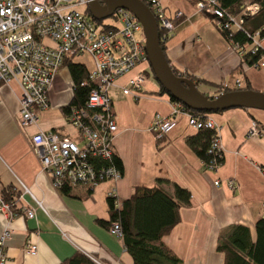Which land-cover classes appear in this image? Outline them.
I'll list each match as a JSON object with an SVG mask.
<instances>
[{"label": "crops", "instance_id": "obj_1", "mask_svg": "<svg viewBox=\"0 0 264 264\" xmlns=\"http://www.w3.org/2000/svg\"><path fill=\"white\" fill-rule=\"evenodd\" d=\"M163 2L166 16L174 23L165 54L178 73L222 85H233L239 78L242 84L248 80L252 88L264 90V66L241 60L242 53L223 37L214 19L198 11L193 1ZM177 11L182 15L178 17ZM145 66L137 65L108 91L118 124L114 152L122 161V176L94 186H68L67 193L53 186L29 140L38 130L49 129L71 137L62 111L73 96L68 66L62 65L55 74L48 94L50 106L39 113L37 123L25 128L18 124L20 84L0 82V196L4 187L14 185L20 190L17 206L21 211L12 217L0 211V235L5 229L10 233L6 264H62L75 251L93 255L103 264H131L122 237L98 220L110 218V195L120 204L136 186H153L158 178L191 194L190 204L179 208V222L162 238L182 264H224L218 239L232 225L247 226L252 240L256 239L255 223L262 216L264 201V110L233 107L206 113L218 126L223 148L221 165L208 168L185 142V136L197 129L188 125L182 113L165 135L163 146H157L153 119L156 113L170 114L172 101L159 92L150 67L138 96L122 92L127 79ZM198 88L207 94L215 91L206 82ZM253 121L259 131L249 135ZM165 188L173 194L171 185ZM27 209L33 216H27ZM28 239L37 244L36 254L25 251Z\"/></svg>", "mask_w": 264, "mask_h": 264}, {"label": "built area", "instance_id": "obj_2", "mask_svg": "<svg viewBox=\"0 0 264 264\" xmlns=\"http://www.w3.org/2000/svg\"><path fill=\"white\" fill-rule=\"evenodd\" d=\"M89 0H0V82L16 80L20 84V111L18 124L21 128L35 124L39 113L50 106L49 89L58 69L64 65L66 56L82 62L88 68V78L81 85L90 86L86 108H72L65 115V122L74 126L80 135L79 142L56 130H38L30 140L31 150L40 161L41 169L48 172L52 184L59 189L63 185L88 184L94 186L107 179L117 180L122 172L114 164L96 166L89 156H101L111 160L114 153V137L118 130L109 87L129 73L137 65L146 66L127 79L122 92L138 96L147 79L150 67L143 27L139 19L126 8L113 12L116 21L102 24L78 6H88ZM155 14L158 24L171 33L174 23L165 14L161 0H145ZM193 1L197 10L214 19L217 27L229 30H242L250 37L249 51L260 54L254 66L264 64V42L259 38V30L254 33L244 29V19L261 8L258 2L246 4L238 14H231L217 0ZM176 15H182L177 11ZM164 37H167L164 34ZM233 46L245 53L239 42ZM90 58V61L84 57ZM241 85L239 78L235 81ZM184 114L187 123L195 129L202 127L214 129L209 152L223 154L218 135V126L211 117L202 119L191 113L180 101L172 102L168 115L156 113L151 130L156 139L168 134L176 125L178 114ZM259 131L252 122L249 135ZM217 169L214 161L206 165ZM232 184V182H229ZM264 217V201L261 203ZM0 211L9 217L14 216L10 205L0 196ZM27 216H33L31 209ZM110 232L121 236V226L113 222ZM10 233L7 229L0 235V264H6L5 244ZM25 251L36 254L38 246L31 239ZM97 263V257L88 255Z\"/></svg>", "mask_w": 264, "mask_h": 264}, {"label": "trees", "instance_id": "obj_3", "mask_svg": "<svg viewBox=\"0 0 264 264\" xmlns=\"http://www.w3.org/2000/svg\"><path fill=\"white\" fill-rule=\"evenodd\" d=\"M145 3L146 1L143 0ZM218 3L227 9L231 14L240 13L241 9L248 3L258 2L261 8L253 15L244 19V29L254 33L259 30V38L264 42V0H217ZM148 6L149 4L146 3ZM85 13L90 17L88 6ZM99 21V20H97ZM102 20H100L101 22ZM223 37L229 42H239L243 46L245 53H242L241 60H246L249 64L255 63L260 54H252L249 50L251 44L250 37L240 29L227 30L218 27ZM164 34L167 37H164ZM172 34L166 33L165 29H159V42L163 50L166 48V41ZM64 64L68 66L73 82V96L70 102L62 107L63 113L68 114L72 108H86V102L91 87L81 85V81L88 78V68L82 62L75 61L73 55L66 56ZM175 74H179L177 69L172 67ZM147 72V71H146ZM153 72V71H152ZM154 75V73H153ZM183 75V74H182ZM155 76V75H154ZM185 76L193 80L197 88L202 82L208 83L215 87V91L226 92L237 89H250L252 86L245 80L244 84L233 85L213 84L204 79L195 77L189 73ZM199 89V88H198ZM159 92H165L169 95L172 102L176 100L169 92L160 85ZM202 92V91H201ZM212 97L213 94H207ZM188 108V107H187ZM188 110L206 118L205 111H199L188 108ZM214 129L202 127L195 133L185 136V142L193 152L202 160L205 165L214 161L221 165L223 154L209 152L214 135ZM165 135L157 139V146H163ZM96 164L101 167L106 164H114L123 172V164L120 157L114 152L111 160L101 156H89ZM165 185H171L174 189L173 194L169 193ZM59 190L64 193L68 192V185H63ZM20 196V190L14 185H8L1 191V197L10 205L14 215L21 211L17 206ZM191 194L188 189L181 187L176 183H171L168 179L158 178L155 185L136 186L132 195L117 203V198L110 195L108 198L110 218L109 220L99 219L101 224L109 226L113 222H118L121 226V237L123 243L131 255V264H182V260L163 242V236L170 232L179 222V208L182 205L190 204ZM256 239L251 238L250 230L242 224H235L221 232L217 248L224 253V264H264V217L261 216L255 223ZM62 264H97L91 257L81 251H75L71 256L66 258Z\"/></svg>", "mask_w": 264, "mask_h": 264}, {"label": "water", "instance_id": "obj_4", "mask_svg": "<svg viewBox=\"0 0 264 264\" xmlns=\"http://www.w3.org/2000/svg\"><path fill=\"white\" fill-rule=\"evenodd\" d=\"M126 8L141 22L151 70L157 82L176 100L194 110L213 112L233 107L264 110V90L255 88L221 92L209 97L195 82L181 73L175 74L159 42L158 20L143 0H89L88 8L96 20L113 15L117 8Z\"/></svg>", "mask_w": 264, "mask_h": 264}, {"label": "rangeland", "instance_id": "obj_5", "mask_svg": "<svg viewBox=\"0 0 264 264\" xmlns=\"http://www.w3.org/2000/svg\"><path fill=\"white\" fill-rule=\"evenodd\" d=\"M162 1V5L164 6V2H163V0H161ZM86 6H87V4L86 5H84V6H78V9H80V10H85V8H86ZM165 14H167V11L165 12ZM204 14V13H203ZM208 19V18H207ZM211 19V18H210ZM114 21H116V18L113 16V15H111V16H108V17H105V18H103L102 19V21H101V23L102 24H109V23H112V22H114ZM211 23V21L209 22V24ZM211 25V24H210ZM212 26V25H211ZM241 53V52H240ZM86 60H88L89 61V58L87 57V56H85L84 57ZM139 65H145L144 63H141V64H139ZM262 66H264V64L262 65ZM144 68V67H143ZM149 70L150 71H148L149 73H150V75H151V77H152V79H154V80H156V78H155V76L153 75V72H152V70H151V67L149 68ZM157 81V80H156ZM214 90V89H213ZM221 93V92H220ZM219 93L218 92H216V91H214V93H213V96H215V95H218ZM68 128V131H69V133H70V135H71V138H73L75 141H77V142H79V144H82V142L81 141H79V139L77 138V135H80V133L78 132V130L74 127V126H72V125H69V127H67ZM102 263V262H101ZM103 264V263H102Z\"/></svg>", "mask_w": 264, "mask_h": 264}]
</instances>
